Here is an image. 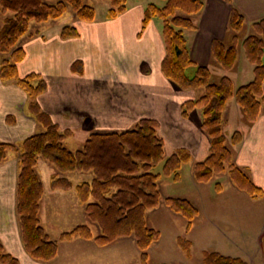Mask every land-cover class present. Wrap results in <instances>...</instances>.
I'll return each instance as SVG.
<instances>
[{
    "label": "trees",
    "instance_id": "1",
    "mask_svg": "<svg viewBox=\"0 0 264 264\" xmlns=\"http://www.w3.org/2000/svg\"><path fill=\"white\" fill-rule=\"evenodd\" d=\"M102 1L110 3L106 14L108 19H115L128 9V0ZM162 1V6L150 3L143 19V28L155 18L163 21L166 56L162 62V72L182 90L204 91V95L186 102L182 108L185 117L194 109L202 110V129L211 141L208 157L195 165L196 181L209 183L217 174H228L239 190L252 197H264V190L235 164L234 151L227 145L228 138L224 132V111L234 98L247 124H254L260 117L264 102V19L252 24L254 33L242 42L247 60L254 65V79L236 89L229 76L213 83L208 67H197L193 77L188 75V69L195 64L190 56L185 31L198 29L193 18L205 8L204 0ZM224 1L232 3V0ZM69 8L79 21L90 23L97 18V10L86 4V0H60L57 3L45 0H0V14H11L4 19L0 28V53L3 56L1 79L5 82H18L30 99V111L45 127L44 132L27 138L19 145L0 143V162L7 159L10 150L19 154L17 214L22 240L34 260L50 262L57 257L60 244L64 242L94 240L97 245L105 247L118 239L133 237L142 252V264H148L147 250L161 238V233L147 222V213L157 209L162 202L159 190L161 175L156 174L154 169L163 163V174L180 182L181 170L190 163L192 154L186 149H179L166 158L165 141L159 135V123L149 118L141 119L130 130L93 132L79 151L72 152L65 146V140L73 132L62 130L41 109L38 102L39 96L47 90L46 80L38 73L21 77L18 64L26 57L20 42L31 35V24L35 22L41 25L59 20L67 14ZM245 23V16L233 7L228 26L231 45L218 39L213 41V58L226 71L235 69L238 64L242 39L240 34ZM78 36L76 26L67 25L61 30L63 39ZM78 65L76 63L74 66ZM243 140L244 134L238 130L232 134L230 142L236 148ZM41 159L56 169L51 181L53 189L73 188L66 174H93L92 182L81 183L75 189L80 202L85 206L87 217L98 225L100 235L94 236L89 226L80 225L62 233L59 240L49 237L40 220L41 202L45 193L37 172ZM164 203L172 212L188 220L187 230H190L199 215L195 204L188 199L174 197H166ZM178 243L187 257H190L193 243L182 237ZM0 264H20L1 242ZM203 264L248 263L241 258L205 251Z\"/></svg>",
    "mask_w": 264,
    "mask_h": 264
},
{
    "label": "crops",
    "instance_id": "2",
    "mask_svg": "<svg viewBox=\"0 0 264 264\" xmlns=\"http://www.w3.org/2000/svg\"><path fill=\"white\" fill-rule=\"evenodd\" d=\"M132 1H128L127 11L115 19L105 16V19L96 18L94 22L88 23L79 21L73 14L72 22L65 26L78 28L79 36L75 38L61 37L64 26L49 30L36 29L39 34L31 33L20 42L26 57L18 64L19 74L25 77L38 73L46 80L47 90L39 96V105L62 130L73 132L65 140V146L72 152L81 150L93 132L130 130L143 118L154 119L159 123V135L165 141V157L168 158L179 149L188 150L192 154L187 164L193 171L191 180L192 183H198L194 168L208 157L211 141L202 129V110L194 109L185 117L182 108L186 102L204 95V91L182 90L163 74L162 62L166 56L163 22L155 18L143 28L146 8L153 2ZM204 2L203 11L193 18L198 29L185 31L190 56L195 64L187 72L191 73L194 69L195 75L197 67H208L211 80L213 70L217 72V79L213 83L229 76L237 89L254 79V68H249L246 74L237 72V80L244 83H236L228 71L214 60L213 41L218 39L231 45L228 26L233 7L245 16V26L264 19V0ZM247 36L241 37L235 70L245 65L242 42ZM2 60L0 53V69ZM76 63L79 65L75 67ZM29 101L18 82H5L0 76V143L19 145L27 138L45 131V127L30 111ZM233 117H238L235 131L241 130L244 134L243 142L233 149L234 162L264 190V102L259 119L249 125L234 98L224 111L225 126ZM19 169V154L10 150L7 159L0 162V242L5 250L15 256L20 264H89L84 253H72L63 259L60 256L61 248L57 257L50 262L36 261L28 254L17 214ZM37 172L45 190L40 210L41 225L44 227L42 218L49 216L43 215L45 201L46 212L50 214L54 210L59 212L78 208L73 198L72 207L56 204L70 190L51 187L56 174L52 164L39 160ZM43 175L48 185L43 181ZM65 176L73 183L74 189L81 183L93 180L92 173L76 172ZM79 210L86 215L83 204ZM79 240L68 242V245Z\"/></svg>",
    "mask_w": 264,
    "mask_h": 264
},
{
    "label": "rangeland",
    "instance_id": "3",
    "mask_svg": "<svg viewBox=\"0 0 264 264\" xmlns=\"http://www.w3.org/2000/svg\"><path fill=\"white\" fill-rule=\"evenodd\" d=\"M49 3H57L60 0H45ZM129 1V0H128ZM150 1V0H149ZM160 6L164 4L162 0H151ZM132 2H135L134 0ZM86 4L97 10V19H105L110 8L108 1L86 0ZM74 12L69 8L67 14L58 21H49L48 25L33 22L31 33H36V29H55L72 22ZM11 14H0V28L6 17ZM158 22H163L156 18ZM67 21V22H66ZM39 26V27H38ZM254 33L252 24L246 25L241 32V37ZM245 65H240L238 70L228 71L236 83H244L237 80L236 73H247L254 68L245 57ZM264 63V57H263ZM220 66V65H219ZM194 70V69H193ZM188 73L193 77L194 71ZM253 75V73H252ZM254 78V75H253ZM217 79V72L213 70L212 81ZM238 117L230 119L226 129V136L230 139L235 132V125ZM106 126L108 124L105 123ZM241 131V130H240ZM100 132H111L105 130ZM227 145L234 149L235 146L228 140ZM43 164V163H42ZM190 165H184L181 170L183 182H176L173 178L163 174V163L154 169L156 174L161 175L159 190L161 193V205L159 209L151 210L147 213V222L151 228L161 233V238L148 250V264H203V254L205 251L218 252L224 256L241 258L248 264H264L263 239H264V197H252L246 192L239 190L231 181L228 174H217L209 183H192ZM56 171V169H55ZM82 173V172H77ZM46 185L49 182L43 175ZM197 184V185H196ZM62 200L57 203L66 204L72 207L71 199L76 201V208L64 209V211L46 212V201L44 202L42 223L47 229V233L53 240H59L62 232H69L80 225L89 226L94 236L100 235L97 224L92 222L79 210L82 206L75 189L64 193ZM49 196V195H48ZM166 197L183 198L193 201L199 210V215L193 221L190 230H187L188 220L175 215L164 203ZM186 197V198H185ZM187 238L193 243L192 254L187 257L186 253L179 246L178 239ZM80 242V243H75ZM68 245V242L60 244V256L66 258L72 253H84L89 264H142V252L136 245L133 237L121 238L111 245L101 247L94 240L80 239ZM66 246V247H65Z\"/></svg>",
    "mask_w": 264,
    "mask_h": 264
},
{
    "label": "flooded vegetation",
    "instance_id": "4",
    "mask_svg": "<svg viewBox=\"0 0 264 264\" xmlns=\"http://www.w3.org/2000/svg\"><path fill=\"white\" fill-rule=\"evenodd\" d=\"M262 252H263V258H264V241H263V250H262Z\"/></svg>",
    "mask_w": 264,
    "mask_h": 264
}]
</instances>
